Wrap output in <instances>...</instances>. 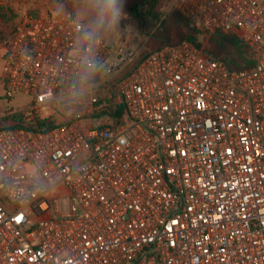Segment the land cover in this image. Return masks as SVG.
<instances>
[{
  "label": "built area",
  "instance_id": "2783aa9c",
  "mask_svg": "<svg viewBox=\"0 0 264 264\" xmlns=\"http://www.w3.org/2000/svg\"><path fill=\"white\" fill-rule=\"evenodd\" d=\"M31 2L0 0V81L30 99L1 118L0 264H264V0L170 4L242 69Z\"/></svg>",
  "mask_w": 264,
  "mask_h": 264
},
{
  "label": "trees",
  "instance_id": "16d2710c",
  "mask_svg": "<svg viewBox=\"0 0 264 264\" xmlns=\"http://www.w3.org/2000/svg\"><path fill=\"white\" fill-rule=\"evenodd\" d=\"M163 1L168 5L172 2V0H132L125 5L126 15L135 16L143 25H145L149 20L159 23L155 33L162 28V25L167 17L169 18L172 16L178 24L185 28L186 35L183 39H188L193 42H201L200 38H208V40L214 42L216 46H218L220 52L215 54L208 49L207 51L215 56L221 57L229 67L242 69L250 67L254 64V60L248 55L244 43L238 36L234 34H224L221 32H212L205 35L196 30L195 21L178 14L174 8L171 9V14L168 13L164 15V11H160V6ZM163 45L164 43L158 47ZM123 111L124 110L121 108L119 113L122 114ZM7 119L8 121H14V123L19 121V119L15 116L7 117ZM54 125H56V118L54 117L38 122V126L41 130L48 129Z\"/></svg>",
  "mask_w": 264,
  "mask_h": 264
},
{
  "label": "rangeland",
  "instance_id": "374dc122",
  "mask_svg": "<svg viewBox=\"0 0 264 264\" xmlns=\"http://www.w3.org/2000/svg\"><path fill=\"white\" fill-rule=\"evenodd\" d=\"M132 0H125V5L128 4ZM160 11H164V15L171 14V5L162 2L160 6ZM49 12V11H48ZM122 18H125L129 20L133 25V32L136 34L134 36L128 35L126 38L127 41L136 43L138 42L141 45V49L138 54V58L148 53L150 50L156 49L161 44H167V43H176L183 39L186 35L185 28L182 27L180 24H178L172 16L165 20V22L162 25V28L159 29L156 33V28L158 27L159 23H155L152 21H148L145 25L141 24L140 20L136 18L135 16L125 15ZM93 20L95 25L96 24V14L94 12L93 14ZM98 26V25H97ZM99 29L96 30V32L101 37H110L112 35L118 36V26H98ZM155 33V34H154ZM201 43L210 51L217 54L220 52L218 49V46L208 38H200ZM2 67H3V61L0 59V77L2 73ZM29 98L24 95H17L13 99H8L5 96V92L3 89V86L0 81V125L4 123L1 118L5 115V113L14 112L21 108H23L28 102ZM77 111V108L69 110L65 113L66 117H72L75 115ZM8 121V119H7Z\"/></svg>",
  "mask_w": 264,
  "mask_h": 264
},
{
  "label": "crops",
  "instance_id": "0c3cea01",
  "mask_svg": "<svg viewBox=\"0 0 264 264\" xmlns=\"http://www.w3.org/2000/svg\"><path fill=\"white\" fill-rule=\"evenodd\" d=\"M31 4L40 12H54L62 16L74 14L79 19L85 21L95 31L99 29L93 20V0H67L60 4L55 0H32ZM30 4V5H31ZM2 49L0 48V59Z\"/></svg>",
  "mask_w": 264,
  "mask_h": 264
},
{
  "label": "clouds",
  "instance_id": "9594fccd",
  "mask_svg": "<svg viewBox=\"0 0 264 264\" xmlns=\"http://www.w3.org/2000/svg\"><path fill=\"white\" fill-rule=\"evenodd\" d=\"M93 9L98 26H119L126 15L125 0H93Z\"/></svg>",
  "mask_w": 264,
  "mask_h": 264
}]
</instances>
